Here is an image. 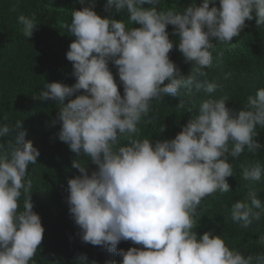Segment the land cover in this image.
I'll return each instance as SVG.
<instances>
[{
  "label": "clouds",
  "instance_id": "obj_1",
  "mask_svg": "<svg viewBox=\"0 0 264 264\" xmlns=\"http://www.w3.org/2000/svg\"><path fill=\"white\" fill-rule=\"evenodd\" d=\"M160 3L106 0L109 15L101 17L89 4L74 9L71 22L63 25L74 37L66 58L75 82L70 86L46 82L33 97L60 105L51 121L60 125L58 139L87 158L84 163L72 161L79 174L67 180L69 213L81 241L122 257L119 264H264V253L244 255L211 230L203 234L195 230L201 201L230 191L229 156L238 158L245 149L256 153L264 147L255 139L257 129H264V88L249 95L243 108L232 109L226 106L227 96L211 97L217 85L204 70L211 67L214 41L231 44L253 17L258 27L264 26V0H218L219 6L217 0H201L199 5L192 0L182 10H158ZM113 12L126 13L128 22L138 27L113 18ZM17 19L23 36L31 37L37 26L35 14ZM168 25L178 37L175 42L169 38ZM174 43L191 63L187 75L169 58ZM193 89L208 98L174 138L155 142L137 138V125L148 117L153 101L170 94L182 107L181 98ZM66 98L71 99L65 103ZM164 128L161 124L160 132ZM14 130L13 140L0 143V264H35L44 228L33 211V184L26 176L40 153L25 139L22 120L14 127L0 125V138ZM121 137H126V144H120ZM89 161L96 165L90 173ZM262 174L259 161L242 171L246 181H259ZM257 193L249 190L247 201L231 206V219L242 228L261 219L264 205ZM121 241L142 247L124 250L118 248ZM259 242L264 245V236ZM77 261L96 264L86 254Z\"/></svg>",
  "mask_w": 264,
  "mask_h": 264
},
{
  "label": "trees",
  "instance_id": "obj_2",
  "mask_svg": "<svg viewBox=\"0 0 264 264\" xmlns=\"http://www.w3.org/2000/svg\"><path fill=\"white\" fill-rule=\"evenodd\" d=\"M192 0H161L159 9H183ZM201 0H195L199 5ZM93 4L90 0H0V125L15 126L17 120H22L26 129V140H30L39 150L37 163L29 165L26 179L31 180L33 189L31 201L33 211L41 218L44 228L43 240L36 255L35 264H79L77 257L86 254L88 260H95L96 264H107L109 261H119L122 257L110 253L100 246H93L81 241L79 228L74 223L67 204V180L79 174L78 169L72 167L74 159L81 163L87 158L77 156L68 144L60 141L56 135L59 123L52 125L60 105L54 101H41L33 95H38L46 82L58 81L69 86L75 82L72 75V64L66 58V52L74 39L63 27L71 22L74 9ZM106 3L94 4V10L101 17L110 13L105 11ZM149 5L145 4L144 7ZM211 6V3H210ZM217 6L218 0H217ZM31 16L35 14L37 26L31 37H24L21 25L18 24L19 15ZM113 18L122 19L128 26L126 13H112ZM169 38L174 42L178 37L173 35L172 25L167 26ZM212 50L211 67L204 70L207 79L221 81L225 75L231 73H247L256 71L259 66L264 67V26H257L255 17L246 20L245 27L238 37H234L231 44L217 41ZM169 58L179 68L181 74L187 75L191 63L187 62L175 46L169 52ZM118 90L123 95V86L119 83L117 69L109 63ZM77 93L76 95H78ZM251 95L242 83H238L226 102L232 109L243 108L247 97ZM74 98V97H72ZM68 99L66 98L65 103ZM184 105L179 106V98L170 94L160 101L152 102V110L148 117L142 118L137 125L139 136L155 142L157 140L172 139L187 123L189 118L198 113L199 105L191 99V92L184 95ZM192 112H188V108ZM8 119L5 120L4 116ZM149 122H145V121ZM165 126L160 132V126ZM255 137L264 145V129H257ZM13 134L0 138V143L13 140ZM126 137H121L120 144H126ZM259 161L264 167V147L256 153L245 151L238 158L229 156V163L233 167V176L227 177L229 192H217L205 197L198 207V234L211 230L220 235L230 249L241 251L244 255L253 256L264 253V245L259 240L264 236V217L260 221H253L248 228H242L239 223L231 219V206L236 201H247L249 190H256L257 197L264 200V174L259 181L243 179L244 167ZM96 165L87 163L89 173ZM23 196L21 197V206ZM250 203V201H248ZM129 247H142L131 241H121L118 248L127 250Z\"/></svg>",
  "mask_w": 264,
  "mask_h": 264
},
{
  "label": "rangeland",
  "instance_id": "obj_3",
  "mask_svg": "<svg viewBox=\"0 0 264 264\" xmlns=\"http://www.w3.org/2000/svg\"><path fill=\"white\" fill-rule=\"evenodd\" d=\"M93 4L106 3V0H90ZM216 83L217 88L214 93L211 94L213 99H219L221 97L227 96L229 98L231 92L235 89L238 83L244 84L248 89L249 93L254 96L257 89L264 88V67L263 65L259 66L256 71H251L247 73H231L227 75V78L222 79L221 81H212ZM209 94L204 93L203 91H191L192 101L200 105V103L208 98ZM227 102V101H226ZM225 102V103H226ZM262 205H264V200L260 197H257ZM261 211V210H257ZM264 217V211H261V219ZM260 219V220H261Z\"/></svg>",
  "mask_w": 264,
  "mask_h": 264
}]
</instances>
